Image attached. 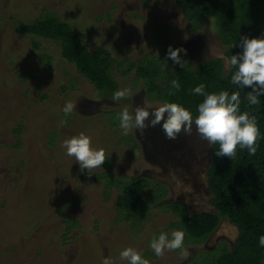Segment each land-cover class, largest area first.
I'll return each instance as SVG.
<instances>
[{
  "label": "rangeland",
  "instance_id": "1",
  "mask_svg": "<svg viewBox=\"0 0 264 264\" xmlns=\"http://www.w3.org/2000/svg\"><path fill=\"white\" fill-rule=\"evenodd\" d=\"M51 14L84 34L90 51L112 54L113 77L120 89L131 88V97L104 98L58 44L16 30ZM169 46L187 50L180 56L191 69L224 60L227 51L215 21L193 32L176 0H0V264H102L105 258L127 264L120 252L128 247L149 264H214L225 246L235 249L239 233L227 219L203 244L185 235L187 258L179 249L157 257L150 247L161 232L171 239L181 218L215 211L207 185L212 146L195 128L170 140L163 121L152 127L150 115L143 134L121 135L125 107L134 115L145 100L153 108L163 104L147 98L136 72L148 57L175 71L180 65L167 59ZM68 101L76 108L65 117ZM81 132L106 152L91 175L62 147ZM139 178L148 191L139 212L128 214L119 184Z\"/></svg>",
  "mask_w": 264,
  "mask_h": 264
},
{
  "label": "trees",
  "instance_id": "2",
  "mask_svg": "<svg viewBox=\"0 0 264 264\" xmlns=\"http://www.w3.org/2000/svg\"><path fill=\"white\" fill-rule=\"evenodd\" d=\"M176 5L193 32L200 31L207 20L215 21L218 36L227 47L225 58L242 53V37L264 38V0H176ZM16 30L58 44L62 57L74 64L77 72L103 93L104 98L112 99L113 93L121 90L112 74L115 63L112 54L104 48L90 51L85 44L86 36L78 34L57 15H46L30 24L19 23ZM224 63L223 59L215 58L200 63L195 69L179 66L169 73L163 64L148 57L139 63L136 75L137 80L144 82L149 100L178 103L190 110L194 117L198 115V105L205 99L193 94L192 90L198 85L204 84L208 94L221 91H228L230 95L240 93V114L248 112L256 117L261 134L258 151L251 156L247 149L238 147L232 160L217 156L219 145H212L207 185L212 196L209 204L215 211L181 218L177 225L191 244L200 245L217 231L222 220L227 219L239 233L236 247L230 251L225 246L214 264H264V247L259 245V238L264 235V96L259 97L258 105H248L244 97L251 89L234 85L231 77L236 69L226 72ZM174 79L180 83L178 91L171 88ZM170 91L174 94L169 95ZM119 186L124 211L138 213L148 191L145 179ZM69 219L74 222V227L78 224Z\"/></svg>",
  "mask_w": 264,
  "mask_h": 264
},
{
  "label": "clouds",
  "instance_id": "3",
  "mask_svg": "<svg viewBox=\"0 0 264 264\" xmlns=\"http://www.w3.org/2000/svg\"><path fill=\"white\" fill-rule=\"evenodd\" d=\"M241 54L224 58L225 70L236 69L231 77V82L240 88H250L244 99L248 105H258L259 97L264 96V38H241ZM187 53L186 49H173L169 46L167 59H171L175 64L184 68L186 61L182 60L180 53ZM167 59L165 62H167ZM167 67V63H165ZM205 85L200 84L192 91L193 94L204 96L205 99L198 105V115L193 116L192 112L182 105L174 102H166L161 106L153 108L145 100L143 107H136L134 115L129 113L128 108H124L118 115L119 126L122 136H128L133 129H139L141 134L145 128L149 127L146 121L150 115L151 126L162 124L166 137L175 140L183 132L185 135H192L195 128L196 136L208 143L209 146L219 145L216 155L227 156L232 160L237 155L238 147L247 149L248 154L254 156L259 148L261 134L255 116H250L248 112L240 114L241 95L239 92L221 91L218 94H208L205 92ZM171 88L175 91L180 89L178 80L171 81ZM170 91L169 95H173ZM133 95L131 88H124L113 93V101H120ZM76 105L68 101L64 108V116H70ZM149 109H154L150 113ZM167 114V116H166ZM166 117V118H165ZM67 120L62 119L60 125H66ZM62 147L66 149V155L75 157L83 172L87 169L91 175L94 169L104 165L107 160L104 149H95L92 146L91 137L81 132L77 136L63 141ZM185 233L182 230L171 232V239L168 233L161 232L157 237H153L150 247L157 257H163L165 251L181 250L182 258L189 255L184 248ZM259 245L264 247V235L259 238ZM120 259L127 261V264H149V261L132 247L125 248L120 252ZM102 264H114L111 258H105Z\"/></svg>",
  "mask_w": 264,
  "mask_h": 264
},
{
  "label": "water",
  "instance_id": "4",
  "mask_svg": "<svg viewBox=\"0 0 264 264\" xmlns=\"http://www.w3.org/2000/svg\"><path fill=\"white\" fill-rule=\"evenodd\" d=\"M238 88H239V86H238Z\"/></svg>",
  "mask_w": 264,
  "mask_h": 264
}]
</instances>
